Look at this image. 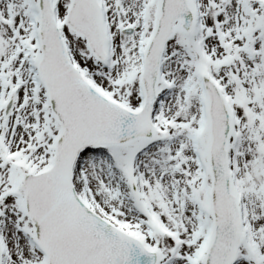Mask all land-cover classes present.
I'll list each match as a JSON object with an SVG mask.
<instances>
[{
    "label": "snow or ice",
    "instance_id": "1",
    "mask_svg": "<svg viewBox=\"0 0 264 264\" xmlns=\"http://www.w3.org/2000/svg\"><path fill=\"white\" fill-rule=\"evenodd\" d=\"M0 264H264V0H0Z\"/></svg>",
    "mask_w": 264,
    "mask_h": 264
}]
</instances>
